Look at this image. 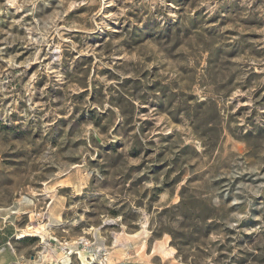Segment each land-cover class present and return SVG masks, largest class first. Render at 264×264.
<instances>
[{
  "label": "rangeland",
  "instance_id": "obj_1",
  "mask_svg": "<svg viewBox=\"0 0 264 264\" xmlns=\"http://www.w3.org/2000/svg\"><path fill=\"white\" fill-rule=\"evenodd\" d=\"M104 2L100 9L89 0L50 5L0 0L9 6L0 16V223L12 234L5 242L21 253L40 240L58 253L62 248L67 260L51 259V264H193L197 256L206 264H260L259 249H252L262 234L257 229L264 223V188L237 189L264 185V177L218 175L206 184L208 169L199 161L205 139L226 159L229 149L243 152L246 141L230 128L237 121L244 122L242 128L264 119V0H169L176 19L167 17L163 29L155 19L160 9L152 15L142 5L129 9L125 15L137 20L133 25L113 16L124 7L122 0ZM97 11L93 24L88 17ZM101 20L107 27L95 26ZM110 41H119L124 51L113 57ZM161 42L167 45L163 65L146 56L144 72L118 80L125 54L161 49ZM69 44L74 47L66 48ZM55 72L61 80L51 75ZM149 78L151 83L143 84ZM29 82L35 92H29ZM113 85L116 95L110 92ZM16 94L31 95V111L50 125L39 150H3L29 137L41 142V131L33 134L34 121L23 124L28 100L13 105ZM68 103L74 105L71 115L63 107ZM117 112L124 119H117ZM236 167L222 163L217 171ZM45 188L51 192L42 195ZM213 189L220 203L209 206L207 191ZM57 200L64 202L63 211L55 208ZM73 204L83 207L76 208L74 227L60 228L63 236L55 234L58 225H51L47 236L33 234L37 213L29 209L34 205L64 219ZM34 257L24 258L40 264Z\"/></svg>",
  "mask_w": 264,
  "mask_h": 264
},
{
  "label": "clouds",
  "instance_id": "obj_2",
  "mask_svg": "<svg viewBox=\"0 0 264 264\" xmlns=\"http://www.w3.org/2000/svg\"><path fill=\"white\" fill-rule=\"evenodd\" d=\"M42 2L45 5H50L51 0H42ZM90 3H95L100 9L106 7L104 0H89ZM111 3H115L116 0H109ZM124 7L121 8V10L117 13H114L113 16H124L125 22L131 21L133 25L137 23L136 19H133L131 16H126L125 13L129 9H133L137 6H143L144 9L147 10L148 15H152L155 9H160V14H157L155 16V19L159 22V28L163 29L164 25L167 23V17H172L173 20L176 19V13L171 11L168 7L169 0H122ZM196 7H199L200 4L197 2ZM16 10L19 11L22 5L17 4L15 5ZM23 7H27V4L23 5ZM61 8L67 7L64 4L60 5ZM9 12V6L7 3H0V16H3L5 14H8ZM100 15V12H95L89 15L88 19L92 21L93 24H95V17ZM187 17H191V10L187 13ZM147 17L145 16V19ZM260 22H264V12L260 14ZM14 23H19V21H14ZM185 26H187V19L184 21ZM107 27L106 24H104V21L101 20L100 24H96V27ZM127 34H124L122 38L126 37ZM43 42V41H42ZM66 48H72L73 45L69 44L65 46ZM109 47L111 48L113 57L116 56L117 53L123 52L124 49L120 47L119 41H110ZM167 48V45H164L163 42H161V49H149L147 47H141L136 49L137 55L131 56L129 54H125L123 56V59L119 63V67L121 69V72L118 74V80H122L123 75L128 72H134L136 76H139L142 72L145 71V69L148 67V64L144 57L151 56L152 59L158 64L163 65L166 60L167 56L164 54L163 49ZM56 52L60 51V48L57 46L55 48ZM50 54V53H49ZM37 55L39 53L37 52ZM195 55V53H193ZM56 59H59V57H56ZM190 63V61H189ZM27 66V65H26ZM42 67H44L42 65ZM55 77L57 80H61L62 77L60 76L59 72H55L51 74ZM168 78H172V74H168ZM163 79V77H161ZM51 82V78L50 81ZM105 84H107V81H104ZM151 83V79H147L143 81V84H149ZM29 92H35V89L31 87V82L28 84ZM118 91V85H113L110 89V92L113 95H116ZM126 91V90H125ZM6 94H11V91ZM20 99L24 100L27 99L29 104L28 108L25 109L23 115L25 117L23 124L25 126L28 125L29 120H33L34 123L31 126L33 134L39 129L41 131V142L32 141L31 137L25 142L21 143H15V146H6L3 150H11L15 151L16 149L24 148V149H37L39 150L43 145L42 142L44 141L45 137L47 136V133L50 131V125L47 123H43L44 117L38 116L35 113L31 111L35 105L31 102V95H28L27 97L16 94L13 100V105L15 104V100ZM128 100L132 101V97L129 95ZM134 102V101H133ZM0 106H2V98H0ZM91 106V105H89ZM68 111V114L71 115V109L74 107L71 103L63 105ZM13 109H5L6 112L11 111ZM54 110L49 108V112H53ZM261 111H264V109H261ZM47 115V113H46ZM117 119H124L123 116L117 112L116 114ZM243 121H237L235 126H232L230 130L232 131L233 135L237 136L238 139L245 140L246 145L243 148V152H235L233 153L231 149H229V154L227 155V159L225 158V154L221 152L219 155H216L214 153V142L211 139H205L203 141V148L201 150V158L199 161L201 169L207 168L208 169V180H206V184L210 183L211 180L216 179L218 175H229L231 178H236L239 176H242L244 172H247L249 176L252 174H256L258 177H264V171H261V169H264V119H258L255 124L253 125H245L244 127H239L238 125L243 124ZM65 139L67 140V135L65 136ZM179 143V141L177 142ZM207 151V159H204V151ZM49 152L51 149L48 150ZM243 153H247L246 156H243ZM171 155H176V152L173 151ZM228 164L231 165H237L236 168H234L231 172H218L217 169L221 166V164ZM92 172H96V169H92ZM123 171H126L124 169ZM123 171L119 173V175H123ZM97 177L99 180H103L104 177L99 174V172H96ZM116 174L113 175V179H115ZM147 187V186H146ZM227 188V186H225ZM258 188H264V185H258L257 188L250 187L247 184H243L240 186V188L237 189V191H243L244 189H247L249 192L255 193ZM216 190H208L207 196L209 197L207 203L209 206L212 205H218L220 202L215 200L214 194ZM51 190L45 188L42 190V195L45 193H50ZM76 195V191H73L71 193L67 194V198L69 201L72 200L73 196ZM245 195V203H248L247 199V192L244 193ZM30 203V201H29ZM41 200H36V205H40ZM36 205L33 206L32 209H29V211H35L37 213L35 219L38 227L33 230V234H40V235H49L52 234L53 229L51 225H58L57 231L55 234L63 236L64 233L60 231V228L67 226L69 229L74 227L77 223V218L79 217V213L76 212L77 207H83V205H75L73 204L70 213L66 216V218L61 219V216L59 214H54L53 209H49L47 207L43 208V210L36 207ZM55 208H59L60 210H64V202L62 200H57V204L55 205ZM48 213V221L47 223H44V214ZM143 220L145 222L148 221L149 217L147 215H144ZM100 217H97L96 222H100ZM154 219V217H153ZM236 223H239V217L236 219ZM236 223H228L225 221V226L228 228H235ZM102 226V225H101ZM153 227H156V224H153ZM23 231L27 232L28 229H24ZM258 233H262L260 235V238L257 240V244L253 251L256 249H259L257 252L258 258H260V264H264V223L260 225V228L257 229ZM6 234H4L2 231H0V264H27V261L25 260V255L32 256L33 253H35L34 259L40 264H42L44 259H49V264H51V259L56 260H67V255L63 252V249H60V252H57L56 248H52L50 245H48L44 240H40L35 244L34 246L30 248H25L23 250V253L18 251V246H14L12 243H6L5 242ZM57 247H60L59 245ZM231 247V245H229ZM41 248L46 249L49 253H51V257H45L44 253L41 251ZM248 249H245V252H247ZM235 254V253H233ZM91 255V253H89ZM97 256H99V253H96ZM90 264V261H89ZM193 264H206V261L202 258L197 256ZM219 264H227V262H219Z\"/></svg>",
  "mask_w": 264,
  "mask_h": 264
},
{
  "label": "crops",
  "instance_id": "obj_3",
  "mask_svg": "<svg viewBox=\"0 0 264 264\" xmlns=\"http://www.w3.org/2000/svg\"><path fill=\"white\" fill-rule=\"evenodd\" d=\"M0 231H2L4 234H6L5 240L9 239L12 236V234L10 232L7 235L6 224L0 223Z\"/></svg>",
  "mask_w": 264,
  "mask_h": 264
}]
</instances>
